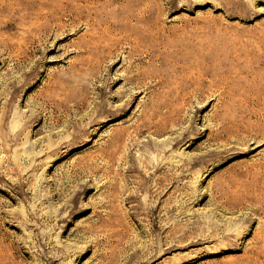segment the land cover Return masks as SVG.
Segmentation results:
<instances>
[{
  "label": "rangeland",
  "instance_id": "rangeland-1",
  "mask_svg": "<svg viewBox=\"0 0 264 264\" xmlns=\"http://www.w3.org/2000/svg\"><path fill=\"white\" fill-rule=\"evenodd\" d=\"M0 264H264V0H0Z\"/></svg>",
  "mask_w": 264,
  "mask_h": 264
}]
</instances>
